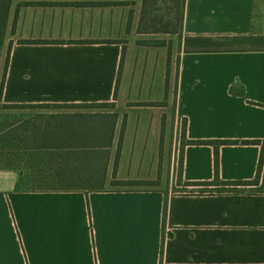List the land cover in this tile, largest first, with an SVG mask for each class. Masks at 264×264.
<instances>
[{"label":"crops","instance_id":"1","mask_svg":"<svg viewBox=\"0 0 264 264\" xmlns=\"http://www.w3.org/2000/svg\"><path fill=\"white\" fill-rule=\"evenodd\" d=\"M37 1L13 0L10 21ZM124 9L23 7L19 38L51 43L13 44L2 103L115 104L107 184L120 146L118 180L169 171V186L41 192L29 170L0 169V264H264V163L257 185L224 184L255 180L260 162L261 145L242 142H264V0H185L172 128L161 107L135 106L164 96L168 52L95 41ZM185 121L189 141L239 142L220 148L219 184H185L215 181L210 145L184 148L178 183Z\"/></svg>","mask_w":264,"mask_h":264},{"label":"trees","instance_id":"2","mask_svg":"<svg viewBox=\"0 0 264 264\" xmlns=\"http://www.w3.org/2000/svg\"><path fill=\"white\" fill-rule=\"evenodd\" d=\"M164 2L169 8L180 6L181 11L173 13L174 8L167 13L156 6ZM13 0H0V52L9 24ZM52 3L28 2L20 7H55ZM114 6L110 2L77 5L81 8ZM185 0H143L140 19V31L145 34L165 33L177 34L184 24ZM168 11V10H167ZM175 14V15H174ZM168 16L172 17L168 20ZM17 17L15 18L16 26ZM47 41H20L19 44H44ZM63 43V42H60ZM82 43V42H71ZM97 43H119L113 41ZM121 44V43H119ZM141 46L156 47L150 41L138 43ZM12 44L8 49L2 73L0 87V108L9 110H27L33 108L86 110L67 113H50L41 118H11L9 123L0 120V169H13L19 172L29 170L32 174L34 191L41 192H83L104 191L108 183V165L110 149L113 145L116 124L119 118L115 104H63V105H8L2 103L5 80L11 57ZM124 55V49H123ZM1 56V55H0ZM122 64V63H121ZM171 56L168 54L166 94L170 81ZM1 67V63H0ZM234 93V90H231ZM163 103H139L138 106H157ZM96 109H111L108 112H96ZM12 115V114H11ZM237 141H189L186 136V121L183 125L182 142L179 158L178 183H183L184 148L187 145H210L215 150V181L185 183L187 186L219 184L220 148L224 145L238 144ZM261 145V157L255 180L250 182H225V185H257L261 178L264 163V142H242ZM120 145V144H119ZM120 146L115 162V170L110 181L111 185L124 188L155 186L158 180H118ZM167 203L165 207L166 214Z\"/></svg>","mask_w":264,"mask_h":264},{"label":"rangeland","instance_id":"3","mask_svg":"<svg viewBox=\"0 0 264 264\" xmlns=\"http://www.w3.org/2000/svg\"><path fill=\"white\" fill-rule=\"evenodd\" d=\"M101 0H43V1H37L44 4L52 3L60 8H79L77 5H83V4H92V3H98ZM114 1H121L119 3H113L114 5H123L126 9H124V12L122 14L115 15L116 19L121 18L122 25H120L119 30L117 29V25L115 26V31L113 36L110 37V39L107 40H95V41H113V42H119V43H127L128 41H131L132 43L135 41L138 43L143 41H150L153 43L156 47H163V50L167 51L168 54L171 56V69H172V82L169 81V86L167 90V94L165 91L164 96H162L158 103H163L160 109L162 117L164 120H169L172 128V124L176 117V111H177V93L175 90V76L177 72V63H178V57L177 52L179 49V41L181 37V30H178L177 34H165V33H153V34H145L140 31L139 25H140V19H141V13H142V7H143V0H114ZM164 9L165 12L169 13L171 12L169 9L174 8L173 13L181 11V7L178 6H172L169 8L164 2H159V4L156 6V8ZM19 8V5L17 6V9ZM23 9V7H20L18 15L20 11ZM168 10V11H167ZM17 14H14L13 22L10 21L9 18V24L6 32V37L4 40V47L2 51L0 52V87H1V81H2V73L4 64L6 61V56L8 54V49L10 44L19 43L20 41H26L23 39H20L17 35V28L15 25V18L18 17ZM175 15V14H174ZM168 16V20H170ZM94 41V40H92ZM159 71V70H158ZM158 71L156 73V82L158 84L159 80L161 82H164V72H162L161 75L158 76ZM161 76V79H160ZM116 108V106H115ZM77 112L80 111L77 110H69V109H49V108H33V109H27V110H9V109H3L0 108V120L3 123H9L10 117L13 118H19V119H25V118H41L47 114L54 113V112ZM86 111V110H84ZM96 112H108L111 111V109H96L92 110ZM12 114V115H11ZM180 158V154H179ZM179 165V161H178ZM164 172H166L164 170ZM179 174V170H178ZM111 180V179H110ZM159 181L158 185L155 186H148V187H141L138 189H145V190H156V189H167L169 186V183L171 181V174L168 172L161 174L158 176ZM155 181V180H153ZM106 189L108 190H126V189H135V188H124V187H116L109 184L106 185Z\"/></svg>","mask_w":264,"mask_h":264}]
</instances>
